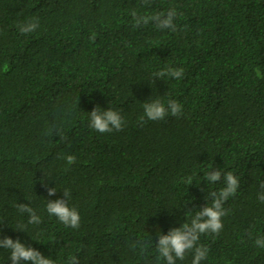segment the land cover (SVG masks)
<instances>
[{
	"label": "trees",
	"instance_id": "16d2710c",
	"mask_svg": "<svg viewBox=\"0 0 264 264\" xmlns=\"http://www.w3.org/2000/svg\"><path fill=\"white\" fill-rule=\"evenodd\" d=\"M172 8L175 32L134 26L133 11ZM33 19L38 28L21 34ZM168 68L183 77H154ZM156 99L178 101L182 115L141 123ZM97 105L119 111L122 130L89 127ZM218 169L240 187L219 235L200 236L201 264H264V0H0V239L54 264H165L159 234L211 204L225 184L204 177ZM65 189L79 228L47 212ZM9 257L0 248V264Z\"/></svg>",
	"mask_w": 264,
	"mask_h": 264
},
{
	"label": "clouds",
	"instance_id": "9594fccd",
	"mask_svg": "<svg viewBox=\"0 0 264 264\" xmlns=\"http://www.w3.org/2000/svg\"><path fill=\"white\" fill-rule=\"evenodd\" d=\"M151 0H143L145 6L149 5ZM134 26L140 27L146 25L150 21L155 23L159 30H177L175 20L177 12L174 8L169 9L166 14L157 13L154 16L147 17L137 15L135 11L132 13ZM38 20L33 19L25 24L18 25L21 34H29L38 28ZM94 39V36L92 37ZM184 75L183 69L168 68L154 74L155 78H163L168 76L174 79H181ZM144 115L140 118L143 123L144 119L151 121H159L171 115L178 117L182 115V105L173 99H169L167 105L159 99L145 102L143 104ZM125 125L124 118L119 111L108 108L102 109L97 105L89 113V127L99 133H110L112 131H120ZM63 139V137H61ZM69 165L75 162V157L68 155L63 157ZM205 180L209 183H217L223 179L225 186L219 192L213 191L209 193L211 204H207L202 210L195 211L194 214L190 211L186 215L191 216L190 223H183L178 228L171 229L167 235L160 233L156 250L159 254L158 258H163L165 264H176L177 260H184L187 253H194L191 264H201L208 256L209 248L205 245L198 244L200 236L203 234L219 233L223 229L222 217L227 215V210L223 207L224 203L235 196L240 187L239 178L232 172L222 174L218 170H213L205 174ZM186 183L191 185L192 178L188 177ZM264 187V185H262ZM57 190L55 187L48 189V195H55ZM64 198L55 201L47 200V212L50 216H55L66 227L79 228L80 215L76 208L69 206L71 193L68 189L63 190ZM259 200L264 202V194L259 196ZM18 211L22 214H28L29 224H40L41 218L29 204H17ZM22 231V230H20ZM256 246L264 248V238L255 240ZM0 248L10 250L11 264H21V261L31 262V264H54V260L46 258L42 253L30 246H25L19 239L13 240L10 237L0 239ZM69 264H79L76 257H72Z\"/></svg>",
	"mask_w": 264,
	"mask_h": 264
}]
</instances>
